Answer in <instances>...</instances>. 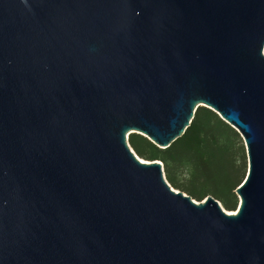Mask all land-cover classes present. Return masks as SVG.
Returning a JSON list of instances; mask_svg holds the SVG:
<instances>
[{
	"label": "water",
	"instance_id": "95a60500",
	"mask_svg": "<svg viewBox=\"0 0 264 264\" xmlns=\"http://www.w3.org/2000/svg\"><path fill=\"white\" fill-rule=\"evenodd\" d=\"M264 0H0V264H264ZM198 107L243 139L227 212L161 149Z\"/></svg>",
	"mask_w": 264,
	"mask_h": 264
},
{
	"label": "trees",
	"instance_id": "16d2710c",
	"mask_svg": "<svg viewBox=\"0 0 264 264\" xmlns=\"http://www.w3.org/2000/svg\"><path fill=\"white\" fill-rule=\"evenodd\" d=\"M128 144L135 155L160 162L166 182L191 199L217 200L227 212L239 204L235 193L248 172L246 148L240 134L213 111L198 107L183 135L161 149L139 134Z\"/></svg>",
	"mask_w": 264,
	"mask_h": 264
},
{
	"label": "rangeland",
	"instance_id": "374dc122",
	"mask_svg": "<svg viewBox=\"0 0 264 264\" xmlns=\"http://www.w3.org/2000/svg\"><path fill=\"white\" fill-rule=\"evenodd\" d=\"M263 55H264V49H263Z\"/></svg>",
	"mask_w": 264,
	"mask_h": 264
}]
</instances>
